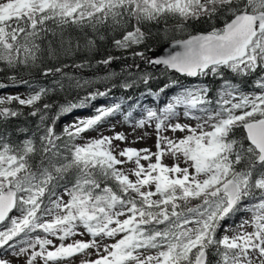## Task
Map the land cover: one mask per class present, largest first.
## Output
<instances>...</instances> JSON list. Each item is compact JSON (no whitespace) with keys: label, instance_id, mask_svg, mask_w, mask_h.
<instances>
[{"label":"snow or ice","instance_id":"obj_1","mask_svg":"<svg viewBox=\"0 0 264 264\" xmlns=\"http://www.w3.org/2000/svg\"><path fill=\"white\" fill-rule=\"evenodd\" d=\"M160 26L184 38L149 56ZM0 76L29 86L0 96V264H264V0H0ZM98 98L112 102L57 131ZM117 117L154 125L156 151L114 144L127 136L101 129Z\"/></svg>","mask_w":264,"mask_h":264},{"label":"trees","instance_id":"obj_2","mask_svg":"<svg viewBox=\"0 0 264 264\" xmlns=\"http://www.w3.org/2000/svg\"><path fill=\"white\" fill-rule=\"evenodd\" d=\"M176 23V21L174 20H169V25H172ZM153 35L152 37L147 41V46L149 49H151V51H154L156 49H158L161 45L173 41L175 39H180V38H184V34L179 33V32H175V31H169L167 33L164 32L163 27H153L151 29ZM75 34V33H73ZM109 51L111 52V54L116 55V56H122V55H127L126 53H122L120 51H116V50H112L109 49ZM148 51L147 55H149ZM104 55H106L105 51L103 49H101L100 53H98L96 55V59H102L104 57ZM150 56V55H149ZM81 59L80 56L75 57L76 62H79ZM133 61L131 59H128L127 61H114L113 64L111 65V67L117 71L120 70L121 66L124 63H132ZM136 62H139L138 60ZM60 63H67L69 65H71L73 63V59L72 58H64L63 60L60 61ZM45 65L48 67H55V66H59V64L56 61H50V60H45ZM141 67H145V65L141 64ZM66 71H69L71 73H74L76 75H84L85 77H91L93 72H96L97 74H103V69L102 67L96 68V69H92V70H83V71H78L76 69L73 68H68L66 69ZM21 75L25 78V79H29L32 81H40L44 84H47L50 82V77L49 78H43L39 75V72L36 70H32L31 73L27 72V71H21ZM170 75L174 76V77H178L179 80L186 86H193V85H198V84H207L209 85V87H211L213 89V95L215 92V89L217 88V86L220 84V80L218 78H212V77H200V78H196V79H190L188 77H184V76H180L179 74H175V73H171ZM229 76H231V74H228ZM0 79H3L2 76H0ZM6 83H9V86L4 88V89H0V96H2L3 94H10L11 92L15 91H26L29 92V86L28 85H24V84H11L10 82L6 81ZM166 82V79H161L159 81H154L151 84V87L153 89H156L158 87H162L163 84ZM251 81H247L245 82V88L247 89L248 84H250ZM98 87H100L98 85ZM140 91H143V87L141 86L138 89H133L130 90L128 92H122L120 90H116L114 91L113 95L114 96H120V95H124V96H136ZM175 89H169L168 91L162 93L159 98H158V104L159 106H163V104L171 97V95L175 92ZM73 96H75V93H73L72 95L68 96V99H72ZM63 97H60L61 102H63ZM112 101L110 99H105V98H98L93 105L90 108L87 109H83V110H77L74 111L73 113L64 116L61 118L60 121L57 122V131L60 132L62 130V123H64L65 121L71 119L72 116L74 115H86V116H90L93 114V109L95 107H99L100 105H108L109 103H111ZM145 103H147V105L149 107H156L157 106V102H154V100L152 98H149L148 100L145 101ZM25 111H28L27 108H25ZM119 117L115 118L118 119ZM31 122H34V118H30ZM17 123H20V121H12V125H15ZM108 124V123H107ZM106 125V124H105Z\"/></svg>","mask_w":264,"mask_h":264},{"label":"rangeland","instance_id":"obj_3","mask_svg":"<svg viewBox=\"0 0 264 264\" xmlns=\"http://www.w3.org/2000/svg\"><path fill=\"white\" fill-rule=\"evenodd\" d=\"M10 94H16L14 92H11ZM18 94H20L21 96H25L28 94V92H19ZM3 95H8V94H3ZM162 106V105H161ZM86 115H74L71 117V119L65 121L64 123H62V129L65 125L67 124H71L77 117H84ZM191 123H194L192 121H189ZM110 125H116L115 127V132H123L126 136H127V141L126 142H121V141H114V144H119L120 148H124V147H135L138 149H143V148H149L151 149L153 152L156 151V134H155V130H154V125H146L143 129H137L135 132L132 131V129L126 125L123 124L120 121V118L118 119H110L108 121V124L104 125L103 128L101 129V131L105 134V135H113V131L110 129ZM167 135L171 136L173 135L171 132L167 133ZM176 136H182L184 135V133H175ZM97 136V132H89L86 134V137H96ZM142 137V138H141ZM143 162V161H142ZM165 163L171 165L173 163V159L169 156L165 158ZM181 166H183V163L181 162ZM129 167H131V165H129ZM15 214V213H14ZM244 216V218H248L249 214H241ZM241 219V216H237L235 218V220L238 222ZM249 231H251V229H249ZM229 235H231L232 233H228ZM89 239L88 236H84V237H75L74 239ZM113 241L111 240H105L104 243H111ZM56 243H59V241H56ZM91 258L95 259V255H93ZM81 257L79 255H77L73 261L72 264H79ZM20 264H22V262H20Z\"/></svg>","mask_w":264,"mask_h":264},{"label":"water","instance_id":"obj_4","mask_svg":"<svg viewBox=\"0 0 264 264\" xmlns=\"http://www.w3.org/2000/svg\"><path fill=\"white\" fill-rule=\"evenodd\" d=\"M173 41L161 45L157 50L149 52V55L150 56L167 55L169 51L179 50L178 48H175Z\"/></svg>","mask_w":264,"mask_h":264}]
</instances>
